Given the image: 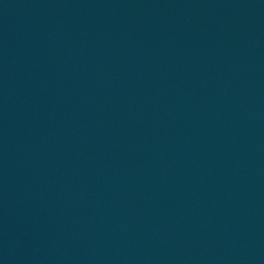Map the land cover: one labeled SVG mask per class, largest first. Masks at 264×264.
Here are the masks:
<instances>
[{"label":"water","instance_id":"obj_1","mask_svg":"<svg viewBox=\"0 0 264 264\" xmlns=\"http://www.w3.org/2000/svg\"><path fill=\"white\" fill-rule=\"evenodd\" d=\"M0 264H264V0H0Z\"/></svg>","mask_w":264,"mask_h":264}]
</instances>
